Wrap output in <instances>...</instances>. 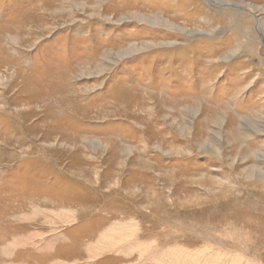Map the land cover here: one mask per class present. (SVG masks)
I'll return each mask as SVG.
<instances>
[{
    "label": "rangeland",
    "instance_id": "rangeland-1",
    "mask_svg": "<svg viewBox=\"0 0 264 264\" xmlns=\"http://www.w3.org/2000/svg\"><path fill=\"white\" fill-rule=\"evenodd\" d=\"M89 239L264 264V0H0V264Z\"/></svg>",
    "mask_w": 264,
    "mask_h": 264
},
{
    "label": "crops",
    "instance_id": "crops-1",
    "mask_svg": "<svg viewBox=\"0 0 264 264\" xmlns=\"http://www.w3.org/2000/svg\"><path fill=\"white\" fill-rule=\"evenodd\" d=\"M119 217H121V218H117V219H115L114 221H111V223L109 224V228H105L102 232H100V231H98L97 230V232H98V234H96L97 235V237H100V236H105V239H107V237L110 235L109 233H111V231H113V230H111V229H114V228H123V227H126L125 225L127 224L124 220H123V216H119ZM80 222V219L78 220V222H73V223H76V224H78ZM75 224V225H76ZM94 232V231H93ZM93 232H91L90 234H93ZM114 232H116V230H114ZM115 234V233H114ZM116 235H118V234H116ZM90 235H86V236H83V240H85L86 238H88ZM121 236V235H120ZM97 237L94 239V241H96V240H98L97 239ZM94 238V237H93ZM109 238V237H108ZM71 239H72V237H71ZM74 239V238H73ZM72 239V240H73ZM89 240H91V241H89V242H86L87 243V254H83L82 255V257H81V259H83V258H88L89 260H91L92 262H90V263H93V264H99V259H101V257L104 255L105 256V254L104 253H106V255L107 254H109V255H112L111 257H113V261L115 262V264H125L124 262H120V260L118 259V258H120L121 256V258H123V256H125L124 255V251H122V250H120V252H116L117 251V249L114 247L113 249H112V252H106V251H103V250H100L101 249V246L99 245L100 243H96V242H94L92 239H89ZM116 239H114V241H115ZM82 241V240H81ZM101 242V241H100ZM116 242V241H115ZM103 244V243H102ZM121 247L124 249L125 248V245H122L121 244ZM116 249V250H115ZM103 251V252H102ZM115 251V252H114ZM114 254V255H113ZM96 255V256H95ZM89 256H91V257H89ZM92 257H94V258H92ZM78 258V257H77ZM70 259H73V258H70Z\"/></svg>",
    "mask_w": 264,
    "mask_h": 264
},
{
    "label": "bare ground",
    "instance_id": "bare-ground-1",
    "mask_svg": "<svg viewBox=\"0 0 264 264\" xmlns=\"http://www.w3.org/2000/svg\"><path fill=\"white\" fill-rule=\"evenodd\" d=\"M233 5V4H232ZM238 6V5H237ZM250 8V7H249ZM159 18V17H158ZM162 19V20H161ZM159 21H162V22H165L166 24L167 23H170V21L169 20H167V19H164V18H162V17H160L159 18ZM173 23V22H172ZM173 25V24H172ZM27 240H29V239H26V241ZM15 241H17V240H15ZM30 241V240H29ZM23 242V241H22ZM154 242V241H153ZM26 243V242H25ZM41 243V242H40ZM44 243V242H43ZM46 244V243H45ZM11 245H13L14 246V244H10L9 245V247H11ZM42 245V244H41ZM8 246V245H7ZM43 246V245H42ZM46 246V245H45ZM5 247V246H4ZM44 247V246H43ZM111 247V245H108L107 247H106V245H104V249L102 248V250L103 251H108V249H111L110 248ZM7 248V247H6ZM106 248V249H105ZM113 248V247H112ZM147 248V247H146ZM8 249V248H7ZM11 249V248H10ZM43 249V248H42ZM4 250V249H3ZM40 250V249H39ZM10 251V250H9ZM102 251V252H103ZM110 251V250H109ZM147 253H149V250H148V248H147V251H146ZM6 254H8V253H6ZM143 255H147L146 253H144ZM96 256V255H95ZM174 264V263H173Z\"/></svg>",
    "mask_w": 264,
    "mask_h": 264
}]
</instances>
